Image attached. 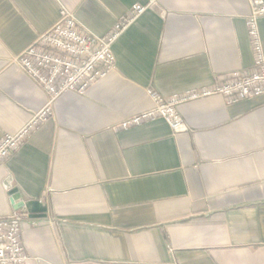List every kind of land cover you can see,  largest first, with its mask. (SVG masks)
I'll return each instance as SVG.
<instances>
[{"label": "crops", "instance_id": "obj_1", "mask_svg": "<svg viewBox=\"0 0 264 264\" xmlns=\"http://www.w3.org/2000/svg\"><path fill=\"white\" fill-rule=\"evenodd\" d=\"M136 2L0 0V138L48 101L11 59L61 5L104 35ZM160 5L115 43L117 68L65 92L0 167V214H25V264H264V94L182 104L177 133L163 118L115 128L151 109L147 89L170 96L254 66L249 0Z\"/></svg>", "mask_w": 264, "mask_h": 264}, {"label": "built area", "instance_id": "obj_2", "mask_svg": "<svg viewBox=\"0 0 264 264\" xmlns=\"http://www.w3.org/2000/svg\"><path fill=\"white\" fill-rule=\"evenodd\" d=\"M160 1L134 3L104 35L89 31L78 21L76 13L61 5L59 19L32 45L11 59V64L19 66L32 82L43 89L48 101L44 107L34 111L20 131L5 133L0 138V167L49 119L54 103L65 92L84 93L98 79L117 68L113 51L115 43L148 9L164 11ZM249 3L250 13L244 18L254 50L255 63L251 70L228 72L209 86L194 87L170 96L147 89L153 101L151 109L123 118L115 128H130L163 118L177 133L185 123L179 108L182 104L215 95L222 96L227 104H233L263 95L264 46L259 22L264 18V0H249ZM24 215L23 211H14L6 216L0 214V264H25L29 258L24 243Z\"/></svg>", "mask_w": 264, "mask_h": 264}, {"label": "water", "instance_id": "obj_3", "mask_svg": "<svg viewBox=\"0 0 264 264\" xmlns=\"http://www.w3.org/2000/svg\"><path fill=\"white\" fill-rule=\"evenodd\" d=\"M22 205H23V202L19 203V205H17V208L21 207Z\"/></svg>", "mask_w": 264, "mask_h": 264}]
</instances>
